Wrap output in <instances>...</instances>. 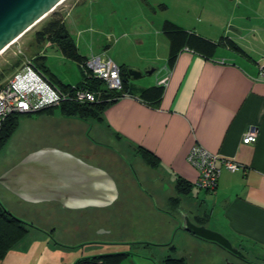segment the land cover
<instances>
[{
    "label": "crops",
    "instance_id": "obj_1",
    "mask_svg": "<svg viewBox=\"0 0 264 264\" xmlns=\"http://www.w3.org/2000/svg\"><path fill=\"white\" fill-rule=\"evenodd\" d=\"M193 44L180 49L172 66L166 60L150 81L128 80L134 94L109 104L97 120L67 118L60 110L54 113L58 108L23 114L32 122L45 120L57 140L0 172L9 206L0 202L42 221L0 264H76L83 259L77 256L79 245L91 246L85 259L122 255L117 264H164L167 258L183 264H240L217 244L183 229L185 215L228 239L242 254H233L239 260L264 263L263 63L229 47L218 52ZM112 61L142 73L153 65L142 61L127 68L123 61ZM167 75L160 96L153 90L143 94ZM250 126L258 136L244 144ZM196 143L242 169H222L213 192L196 188L198 173L187 162ZM36 242L50 258L35 259ZM67 245L75 247L70 259L64 258Z\"/></svg>",
    "mask_w": 264,
    "mask_h": 264
},
{
    "label": "rangeland",
    "instance_id": "obj_2",
    "mask_svg": "<svg viewBox=\"0 0 264 264\" xmlns=\"http://www.w3.org/2000/svg\"><path fill=\"white\" fill-rule=\"evenodd\" d=\"M73 5L75 7L72 8ZM53 19L64 22L82 55L102 52L118 64L123 61L127 68L126 64L152 62L151 69L154 67L156 71L150 76L144 75L139 80L143 83L150 81L166 66L169 45L164 31L166 22L186 33L187 37L192 35L215 45L218 52L225 51L229 42H233L250 60L264 64V0H65L0 54V88L27 61L34 63L33 59L38 55L46 57L47 72L41 71L58 88L66 91L84 86L86 75L82 65L65 58L55 47L46 46L49 42L36 41V33ZM58 110L55 109L54 113L58 114ZM32 121L23 114L19 115L17 129L0 151V172L18 163L28 152L51 142L55 144L57 139L53 138L52 129L45 128L46 121ZM91 137L99 140L93 131ZM0 201L9 206L1 186ZM10 208L11 211L8 210L20 220L34 226L42 222L32 214L23 213L19 207ZM34 244L35 259L51 257L38 242ZM64 247V258L70 259L68 255L75 247ZM77 247V256L83 255V261L86 250L91 246ZM227 255L234 262L248 264L229 252Z\"/></svg>",
    "mask_w": 264,
    "mask_h": 264
},
{
    "label": "trees",
    "instance_id": "obj_3",
    "mask_svg": "<svg viewBox=\"0 0 264 264\" xmlns=\"http://www.w3.org/2000/svg\"><path fill=\"white\" fill-rule=\"evenodd\" d=\"M164 31L168 36L170 45V52L167 59L168 66H172L177 53L184 46L189 47V45H194L193 43H196L199 47H209L215 49V45L204 41L202 38L195 39L194 37H192V35H189L187 37L186 33L178 29H174L171 23H165ZM35 36L38 43H42L44 41L50 42L62 54V56L74 60L80 65H83L87 60V58L79 54L74 40L68 33L65 24L61 19L51 20L41 31L37 32ZM228 47L238 53H241L249 59V57L235 43L229 42ZM45 58V56H36L33 59L34 67H36L40 71L42 70L43 72H47L44 64ZM122 69L124 68L120 67V71ZM84 75H86L83 80L84 86L80 88H86L88 89V91L94 93L95 101L92 103H78L75 101L65 102L59 107H54L60 110V114L62 116L78 119L84 122H88L89 120H97L100 117V114L109 104L115 102L120 97H123L125 95L132 96L134 94L128 88L127 81H122L121 90L116 91L108 89L107 85L102 80L93 78L90 72H87ZM63 88L66 89L65 86ZM162 89L163 87L157 86L156 88L145 90L143 94L153 90L156 91V95L160 96ZM54 108H48L37 113L51 112ZM19 115L20 114L11 115L4 121L0 131V151L17 129ZM149 161L152 165L154 164L151 159H149ZM182 184L183 183H178V186L182 187ZM30 228L36 229L33 224L27 223L14 216L0 202V261L3 260L5 255L27 235ZM121 258L122 255H103L92 257L90 259H84L83 261H79L76 264H117L121 260ZM164 264H183V261L167 258Z\"/></svg>",
    "mask_w": 264,
    "mask_h": 264
},
{
    "label": "built area",
    "instance_id": "obj_4",
    "mask_svg": "<svg viewBox=\"0 0 264 264\" xmlns=\"http://www.w3.org/2000/svg\"><path fill=\"white\" fill-rule=\"evenodd\" d=\"M82 67L85 73L90 72L93 78L102 80L108 89L121 90L120 68L111 59L105 56H91ZM260 76L264 77V64L260 67ZM168 81L167 75L158 81V86L164 88ZM72 101L92 103L95 101V95L86 88L63 91L52 84L31 61H27L25 66L0 88V131L4 121L11 115L35 114ZM257 136V128L250 126L243 135L242 143L252 144ZM187 162L198 173L195 187L209 192L215 190L222 169L230 172L242 169L239 163L211 153L197 143L190 148Z\"/></svg>",
    "mask_w": 264,
    "mask_h": 264
},
{
    "label": "water",
    "instance_id": "obj_5",
    "mask_svg": "<svg viewBox=\"0 0 264 264\" xmlns=\"http://www.w3.org/2000/svg\"><path fill=\"white\" fill-rule=\"evenodd\" d=\"M64 1L65 0H0V53L4 52V50L22 37L31 27L50 14L59 3ZM153 71L154 69H150L142 73L130 68L122 69L120 71V76L122 81H134L144 75H151ZM37 154L38 153H36V155ZM33 155H35V153L29 157ZM25 160L26 159H24V161ZM15 167L17 169L18 165ZM107 177L110 179L109 176ZM182 228L201 239L217 243L234 255L243 257L237 249L232 247L228 239L202 225H195L189 220L187 215L182 216Z\"/></svg>",
    "mask_w": 264,
    "mask_h": 264
},
{
    "label": "bare ground",
    "instance_id": "obj_6",
    "mask_svg": "<svg viewBox=\"0 0 264 264\" xmlns=\"http://www.w3.org/2000/svg\"><path fill=\"white\" fill-rule=\"evenodd\" d=\"M62 3H63V2L59 3L57 6H59V5L62 4ZM34 26H35V25H34ZM34 26H33V27H34ZM33 27H31V29H32ZM29 30H30V29H29ZM29 30H28V31H29ZM11 45H12V44H11ZM8 48H9V47H8ZM4 51H5V50H4ZM2 53H4V52H2ZM0 54H1V53H0Z\"/></svg>",
    "mask_w": 264,
    "mask_h": 264
},
{
    "label": "flooded vegetation",
    "instance_id": "obj_7",
    "mask_svg": "<svg viewBox=\"0 0 264 264\" xmlns=\"http://www.w3.org/2000/svg\"><path fill=\"white\" fill-rule=\"evenodd\" d=\"M230 253V252H229ZM232 254V253H231ZM233 255V254H232Z\"/></svg>",
    "mask_w": 264,
    "mask_h": 264
}]
</instances>
